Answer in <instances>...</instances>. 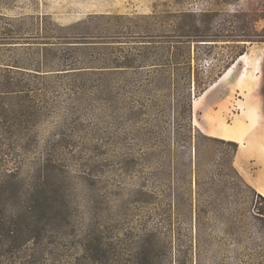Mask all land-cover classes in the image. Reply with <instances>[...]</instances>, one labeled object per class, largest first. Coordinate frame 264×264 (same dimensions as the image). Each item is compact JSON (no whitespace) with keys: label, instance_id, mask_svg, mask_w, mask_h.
I'll list each match as a JSON object with an SVG mask.
<instances>
[{"label":"rangeland","instance_id":"obj_1","mask_svg":"<svg viewBox=\"0 0 264 264\" xmlns=\"http://www.w3.org/2000/svg\"><path fill=\"white\" fill-rule=\"evenodd\" d=\"M262 93L264 0H0V264H264Z\"/></svg>","mask_w":264,"mask_h":264},{"label":"crops","instance_id":"obj_2","mask_svg":"<svg viewBox=\"0 0 264 264\" xmlns=\"http://www.w3.org/2000/svg\"><path fill=\"white\" fill-rule=\"evenodd\" d=\"M242 56H240L238 59H241ZM236 64V62H234L233 64L230 65V67L227 69V71H230L232 69V67H234ZM244 74L241 75V78H239V81L242 80V78ZM252 93H251V98L253 100V93H254V89L252 88ZM262 96H260V100H261V105H258V110L256 111L257 113L261 114V116L264 117V93L261 94ZM218 127L220 128V130L222 131V137L226 138V139H233L235 141H238L240 138V134L236 133V130H234L232 127H230L228 124L225 123H220L218 125ZM262 155H264V153L262 152ZM261 184H264V174L261 175V178L259 179V185L262 186ZM263 187V186H262ZM262 195H264V190L262 189V191H259Z\"/></svg>","mask_w":264,"mask_h":264},{"label":"trees","instance_id":"obj_3","mask_svg":"<svg viewBox=\"0 0 264 264\" xmlns=\"http://www.w3.org/2000/svg\"><path fill=\"white\" fill-rule=\"evenodd\" d=\"M233 64V63H232ZM212 84V82L210 83V82H208L207 84H206V86L204 87V88H202L201 89V93H203L210 85ZM234 145L236 144V143H233ZM260 198L262 199V200H264V198L262 197V196H260Z\"/></svg>","mask_w":264,"mask_h":264}]
</instances>
